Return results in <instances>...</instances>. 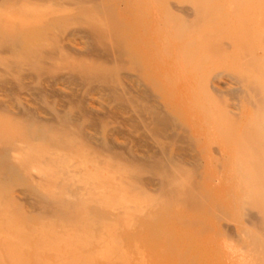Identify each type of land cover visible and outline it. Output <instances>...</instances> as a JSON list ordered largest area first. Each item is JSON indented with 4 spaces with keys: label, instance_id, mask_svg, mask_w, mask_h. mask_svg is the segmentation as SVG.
<instances>
[{
    "label": "rangeland",
    "instance_id": "1",
    "mask_svg": "<svg viewBox=\"0 0 264 264\" xmlns=\"http://www.w3.org/2000/svg\"><path fill=\"white\" fill-rule=\"evenodd\" d=\"M263 29L264 0H0V264H263Z\"/></svg>",
    "mask_w": 264,
    "mask_h": 264
},
{
    "label": "bare ground",
    "instance_id": "2",
    "mask_svg": "<svg viewBox=\"0 0 264 264\" xmlns=\"http://www.w3.org/2000/svg\"><path fill=\"white\" fill-rule=\"evenodd\" d=\"M258 21H259V20H257V22H258ZM255 24H256V23H255ZM261 25H262V24H261ZM257 27H258V26H257ZM255 30H256V29H255ZM258 30H259V29H258ZM263 30H264V29H263ZM259 32H260V31H259ZM263 32H264V31H263ZM256 34H257V33H256ZM261 35H262V34H261ZM263 35H264V34H263ZM262 37H263V36H262ZM252 52H253V51H252ZM263 52H264V51H263ZM251 54H252V53H251ZM251 54H250V55H251ZM262 55H263V54H262ZM251 56H254V55L252 54ZM258 56H259V55H258ZM255 57H256V56H255ZM255 57H253V58H255ZM260 57H261V56H260ZM250 58H251V57H250ZM256 58H257V57H256ZM256 58H255V59H256ZM262 58H264V57H262ZM262 58H261V59H262ZM255 59H254V60H255ZM251 60H253V59L251 58ZM251 60H250V61H251ZM254 60H253V61H254ZM256 60H257V59H256ZM253 61H252V62H253ZM263 61H264V60H263ZM252 62H250V63H252ZM261 62H262V61H261ZM256 63H257V62H256ZM254 64H255V63H254ZM252 65H253V64H252ZM262 65H263V64H262ZM255 66H256V65H254V67H255ZM258 66H260V65L258 64ZM258 66H257V68H258ZM249 67L251 68V65H250ZM254 67H253V69H252V68H251V69L254 70ZM263 67H264V65H263ZM260 68H261V67H260ZM259 70H260V69H259ZM259 70H258V71H259ZM261 70H264V69L261 68ZM250 71H251V70H249V72H250ZM252 73H253V72H252ZM263 73H264V71L262 72V74H263ZM253 74H254V73H253ZM262 74L259 75V76H261V77H259L260 80H261L262 77H264V75H262ZM247 76H248V75H247ZM250 76H251V75H250ZM253 76H254V75H252V79H255V78H253ZM249 79H250V78H249ZM262 80H263V83H264V78H262ZM240 81H241V80H240ZM255 81H256V80H255ZM248 82L251 83V81H248ZM248 82H247V83H248ZM252 82H253V81H252ZM258 82H259V79H258ZM247 83H246V81H245V85H246V87L248 86V87H250V89H251V85H253V84L251 83V85H250V83H249V84L247 85ZM253 83L256 84L255 82H253ZM258 85H261V84L257 83V86H258ZM262 85H263V84H262ZM262 85L259 86V87H264V85H263V86H262ZM253 87H254V85H253ZM259 87H258V89H260ZM237 88H238V87H237ZM245 89H246V88H245ZM245 89H244V90H245ZM252 90H256V88H255V89H252ZM245 91H246V90H245ZM245 91H244V92H245ZM246 92H247V91H246ZM260 92H261V91H260ZM251 93H252V92H251ZM251 93H249V94H251ZM252 94H253V93H252ZM245 95H246V93H245ZM253 95H254V94H253ZM253 95H252V96H253ZM257 95H258V94H257ZM241 96H242V95H241ZM249 96H250V95H249ZM259 96H261V93H260ZM238 97H239V96H238ZM255 97H257V96H255ZM255 97H254V98H255ZM263 97H264V96H263ZM255 99H256V98H255ZM259 99H260V98H259ZM239 100H240V99H239ZM245 100H247V99H245ZM247 101H248V100H247ZM262 101H263V100H262ZM237 102H238V101H237ZM256 102H257V101H256ZM254 103H255V102H254ZM258 103H259V102H258ZM255 104H257V103H255ZM253 107H254V106H253ZM260 109H262V108H260ZM263 110H264V109H263ZM256 111H257V110H256ZM237 112H238V111H237ZM260 113H261V112H260ZM256 114H257V113H256ZM262 115H264V113H262L261 116H262ZM235 116H236V115H235ZM247 117H248V116H247ZM256 117H257V116H256ZM235 119H236V118H235ZM246 120H247V119H246ZM260 120H261V119H260ZM263 120H264V119L262 118V121H263ZM247 121H248V120H247ZM258 121H259V120H258ZM262 121H259V122H262ZM253 122H254V120H253ZM263 122H264V121H263ZM263 122H262V123H263ZM261 125H262V124H261ZM261 125H260V126H261ZM253 126H254V124H253ZM263 126H264V125H263ZM263 126H262V127H263ZM244 127H245V126H244ZM245 128H247V127H245ZM250 128H251V127H250ZM248 129H249V128H248ZM257 129H258V128H257ZM259 129H263V128H259ZM259 129H258V130H259ZM245 130L247 131V129H245ZM255 130H256V129H255ZM249 131H250V130H249ZM249 131H248V132H249ZM242 132H243V131H242ZM244 134H245V133H244ZM247 134H248V133H247ZM247 134H246V135H247ZM254 134H255V133H254ZM241 135H242V134H241ZM246 135H245V136H246ZM256 135H257V133H256ZM239 136H240V134H239ZM243 136H244V135H243ZM242 138H243V137H242ZM246 138H248V136H247ZM260 139H261V138H260ZM263 139H264V138H263ZM244 140H245V139H244ZM247 140H248V139H247ZM237 142H238V139H237ZM245 142H246V140H245ZM235 143H236V142H235ZM255 143H256V142H255ZM261 144H262V143H261ZM263 144H264V142H263ZM235 145H236V144H235ZM247 145H248V143H247ZM247 145L245 144V146H247ZM254 145H255V144H254ZM235 147H236V146H235ZM253 147H254V146H253ZM257 148H258V147H257ZM261 148H262V145H261ZM255 149H256V148H255ZM240 151L242 152V150H238L239 153H240ZM245 151H246V149H245ZM245 151H243V152H245ZM250 151H251V150H250ZM255 151H256V150H255ZM238 152H237V154H239ZM253 152H254V151H253ZM253 152H252V153H253ZM260 152H261V151H260ZM254 153H256V152H254ZM237 154H235V155H237ZM239 155H240V154H239ZM244 155H245V154H244ZM255 155H256V154H255ZM242 156H243V155H242ZM242 156H239V157L242 158ZM253 156H254V155H253ZM253 156H252V157H253ZM257 156H258V154L256 155V158H257ZM239 157H237V159H238ZM248 157H249V156H248ZM248 157H247V158L245 157V158L248 159ZM262 157H263V156H262ZM262 157H261V160L263 159ZM243 158H244V157H243ZM253 158H254V159H253ZM253 158H251V161L254 160V161L257 162V164H259L258 161L255 159V156H254ZM235 159H236V157H235ZM241 160H242V159H241ZM263 160H264V159H263ZM235 161H236V160H235ZM238 161H240V159H239ZM254 161H253V163L251 162L252 165H256L257 168H258V165L256 164V162L254 163ZM242 162H243V161H242ZM242 162H241V163H242ZM248 162H250V161H248ZM248 162H247V163H248ZM241 163H240V164H241ZM243 165H245V163H244V164H241L242 167H244ZM248 165H250V163H249ZM260 165H261V163H260ZM263 165H264V164H263ZM263 165H261V166L263 167ZM235 166H236V165H235ZM239 166H240V165H239ZM256 166H254V168H251V165H250V168H251V169H255ZM242 167H241V170H242ZM248 167H249V166H248ZM246 168H247V166H246ZM260 168H261V167H260ZM234 169H235V168H234ZM239 169H240V167H239ZM247 169H248V168H247ZM247 169H245V170H247ZM251 169H249V170H251ZM245 170L243 169V171H245ZM261 170H262V169H261ZM262 172H264V171L262 170ZM262 172L260 171V173H262ZM243 173H244V172H243ZM249 173L251 174V172H249ZM249 173H247V174L249 175ZM253 173H254V172H253ZM253 173H252V174H253ZM241 174H242V171H241ZM241 174H240V175H241ZM245 174H246V173H245ZM248 175H247V176H248ZM258 175H259V174H258ZM258 175H257V176H258ZM261 175H262V174H261ZM263 175H264V174H263ZM242 176H243V175H242ZM251 176H253L254 178L257 177L256 174H255L256 177H255L254 175H251ZM248 177H249V176H248ZM245 179H246V178H245ZM249 179H251V178H249ZM258 181H259V180H258ZM243 182H244V180H243ZM246 182H247V181H246ZM249 182H250V181H249ZM255 182H256V181H255ZM250 183H252V182H250ZM258 183H259V182H258ZM260 184H262V183H260ZM260 184H259V185H260ZM251 185H252V184H251ZM259 185H258V186H259ZM256 186H257V184H256ZM262 186H263V185H262ZM253 187H254V184H253ZM256 188H257V187H256ZM259 188H260V186H259ZM257 189H258V188H257ZM257 189H255V190H257ZM249 190H250V189H249ZM246 191H247V189H246ZM246 191H245V192H246ZM248 192H249V191H248ZM254 192H255V191H254ZM256 192H257V191H256ZM255 194H256V193H255ZM248 195H250V194H248ZM251 195H252V194H251ZM260 195H261V194H260ZM262 196H263V195H262ZM242 197H243V196H242ZM249 198H251V197H249ZM252 198H253V197H252ZM252 198H251V199H252ZM241 199H242V198H241ZM253 200H254V198H253L252 200H250V201H253ZM246 203H247V201H246ZM252 203H253V202H252ZM252 203H251V204H252ZM260 203L262 204V202H260ZM260 203H259V204H260ZM247 204H248V203H247ZM253 204L255 205V202H254ZM253 204H252V205H253ZM257 204H258V203H256V205H257ZM259 204H258V205H259ZM261 204H260V205H261ZM263 204H264V203H263ZM248 205H249V204H248ZM251 208H252V206H251ZM255 208L257 209L258 207H255ZM252 209H253V208H252ZM262 211H263V210H261V212H262ZM261 212H259L260 215L263 214V212H262V214H261ZM258 216H259V215H258ZM262 216H264V215H262ZM261 220H262V219H261ZM262 221H263V223H264V220H262ZM262 221H261V222H262ZM254 222H255V220H254ZM257 222H258V221H257ZM252 223H253V222H252ZM259 223H260V222H259ZM263 223H261V226L263 225ZM257 227H258V226H257ZM262 227H264V225H263ZM263 231H264V230H263ZM240 234H241V233H240ZM234 251H235V250H234ZM246 254H247V253H246ZM262 255H264V254H262ZM248 258H249V257H248ZM256 259H257V258H256ZM263 259H264V258H263ZM253 260H254V259H253ZM261 261H262V259H261ZM263 261H264V260H263ZM247 263H248V262H247ZM263 264H264V262H263Z\"/></svg>",
    "mask_w": 264,
    "mask_h": 264
}]
</instances>
